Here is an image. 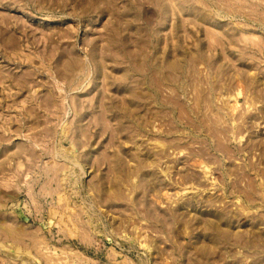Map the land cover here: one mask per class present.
I'll use <instances>...</instances> for the list:
<instances>
[{
    "label": "rangeland",
    "instance_id": "374dc122",
    "mask_svg": "<svg viewBox=\"0 0 264 264\" xmlns=\"http://www.w3.org/2000/svg\"><path fill=\"white\" fill-rule=\"evenodd\" d=\"M0 264H264V0H0Z\"/></svg>",
    "mask_w": 264,
    "mask_h": 264
},
{
    "label": "bare ground",
    "instance_id": "6f19581e",
    "mask_svg": "<svg viewBox=\"0 0 264 264\" xmlns=\"http://www.w3.org/2000/svg\"><path fill=\"white\" fill-rule=\"evenodd\" d=\"M3 249V248H2ZM4 252V251H3ZM10 253V251H8ZM17 256V255H16Z\"/></svg>",
    "mask_w": 264,
    "mask_h": 264
}]
</instances>
